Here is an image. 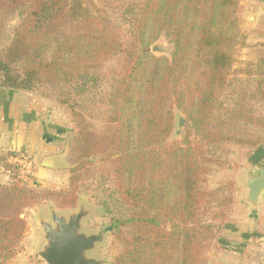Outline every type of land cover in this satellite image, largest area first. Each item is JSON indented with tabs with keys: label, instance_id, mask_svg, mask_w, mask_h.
<instances>
[{
	"label": "trees",
	"instance_id": "trees-1",
	"mask_svg": "<svg viewBox=\"0 0 264 264\" xmlns=\"http://www.w3.org/2000/svg\"><path fill=\"white\" fill-rule=\"evenodd\" d=\"M240 1L128 0L118 23L94 0H0V20L22 13L0 51V89L61 85L116 58L100 128L64 93L78 130L71 147L77 163L68 188L47 194L70 208L79 182L112 180L114 191L102 200L113 237L109 264H208L220 248L235 203L233 181L210 186L226 163L220 151L264 144V136L247 132L264 118L229 102ZM162 35L172 43L170 57L152 52ZM250 76L264 99V67ZM175 108L188 120L181 140L171 139ZM41 200L27 184L0 183V264L16 255L27 227L22 214Z\"/></svg>",
	"mask_w": 264,
	"mask_h": 264
},
{
	"label": "rangeland",
	"instance_id": "rangeland-1",
	"mask_svg": "<svg viewBox=\"0 0 264 264\" xmlns=\"http://www.w3.org/2000/svg\"><path fill=\"white\" fill-rule=\"evenodd\" d=\"M94 1L96 6L106 14V17L108 16L109 19L114 18L118 23L122 19L121 17L125 12L128 2V0ZM238 15L240 19L241 37L239 43L236 45L234 71L230 77L231 83L233 84L231 85L232 93L230 92L231 100L229 102L233 104H243L246 111H251V113L259 115L260 118H264V99L256 93L255 81L250 76L251 73L252 75H256V71L264 67V0H241ZM21 19L22 13L20 10H17L0 20V51L11 42L15 29L19 25ZM151 49L157 56L170 57L172 43L166 36L162 35L152 44ZM115 59L116 58H111L104 64V67L95 74H90L77 80L69 79L67 82H63L61 85L57 86L40 85L33 90L36 95L46 100L47 105L53 111L51 119L59 123V125L65 129L61 134L62 140L58 151H60L64 158L61 166L64 172H66L67 177L63 181L49 182L47 184L39 183L35 186L29 185L41 193L42 200L34 207L27 208L22 214L27 221L25 236L20 245L16 248V255L6 264H12L15 259H18L20 264H24L26 262L24 255H29L31 258L35 259L37 263H45L42 259L35 256V252L38 251L42 245V227L38 223L39 217L44 216L50 221V210L52 208L57 209L61 213L68 214L72 211L79 210L80 207L90 209L89 214L83 221L84 231L87 233H99L100 241L97 243L93 255L101 259L103 264L111 263L113 237L107 229L109 216L104 211L102 200L105 197V192L108 194L113 193L112 180L108 176L99 175L95 177L91 176L87 183L79 182L82 191L75 205L70 208L57 207L54 200H52L53 197L50 199L47 194L49 191L63 192L68 188L71 177L70 170L77 163L72 158L71 147L78 130L76 122L71 116L69 107L62 102L64 93L70 94L65 97L70 101V104L76 105V107L84 113L88 121L100 128L102 125L100 113L103 111L101 100L111 89V68L115 64ZM245 89L246 91H244ZM187 124L188 120L186 114L178 108H175V125L171 139L181 140ZM247 132H254L255 134L264 136V124L262 126L251 125ZM221 152L226 163L223 164V168L221 167L220 171L210 175V186L215 187L218 182L233 181L235 185L233 193L235 205L246 197V188L243 182L246 181L249 175L256 174V164L251 163V158L249 157L253 153L257 154L256 157L259 156L258 159H256L258 160L257 162L264 163V144L259 150L253 147L229 144L222 148L220 153ZM28 155L32 159V156L30 154ZM254 156L255 155H253V157ZM95 159H97V157H90V160L94 161ZM6 164L9 170H11V168L14 170V174L7 180L8 182L4 183L23 184L21 178H17L18 172L21 171V166L13 162H8ZM34 178L35 177H32V180ZM24 184L28 185V183ZM250 210L251 214L254 213V215L257 216L255 210L252 208ZM263 210L264 208H262V211ZM235 211L240 214H245V210H242L239 206ZM227 223L232 225L236 230L232 231V229L227 226L222 229L220 232V243L218 242L220 248L213 249L208 264H264V246L261 245L264 239H260L256 234L250 237V239H244L241 233L245 231H241V227L238 226L237 221L232 220L230 217ZM263 223L264 221H260L259 231L262 232L264 231ZM245 226L246 228L249 226L248 222ZM251 227L252 229L250 231L256 233L255 227ZM239 231H241V233ZM222 239L226 240L222 242Z\"/></svg>",
	"mask_w": 264,
	"mask_h": 264
},
{
	"label": "crops",
	"instance_id": "crops-1",
	"mask_svg": "<svg viewBox=\"0 0 264 264\" xmlns=\"http://www.w3.org/2000/svg\"><path fill=\"white\" fill-rule=\"evenodd\" d=\"M49 108L46 100L33 91L0 89V183L8 182L7 180L11 178L6 172V163L10 162L13 152L20 150L30 154L35 165V178L28 185L35 186L39 183L47 184L66 179L67 174L61 166L64 158L58 151L62 140L61 134L65 129L51 119L53 111ZM254 155L250 162L264 166V163L257 162L259 156ZM47 157L53 159L54 167L43 165ZM238 206L245 210V214L235 211ZM262 208L264 194L258 212H255L257 216L251 214V207L244 200L234 205L231 218L238 222L241 231H245L242 233L239 231L244 239H250L254 234L264 239V231H259L260 221H264ZM247 222L249 226L246 228ZM250 225L255 227L256 233L250 231L252 229ZM227 227L232 231L236 230L232 225L228 224ZM225 240L222 239V242ZM261 245L264 246V240ZM24 258L26 259L24 264H45L37 263L29 255H24ZM12 264H20V261L15 259Z\"/></svg>",
	"mask_w": 264,
	"mask_h": 264
},
{
	"label": "water",
	"instance_id": "water-1",
	"mask_svg": "<svg viewBox=\"0 0 264 264\" xmlns=\"http://www.w3.org/2000/svg\"><path fill=\"white\" fill-rule=\"evenodd\" d=\"M43 165L55 166L50 157L45 158ZM255 169L256 174L249 175L243 182L246 188L244 202L258 211L264 194V166L256 164ZM89 212L90 209L80 207L64 214L52 208L50 221L40 216L38 223L42 227V245L35 256L46 264H103L93 255L100 241L99 233H87L83 229V221Z\"/></svg>",
	"mask_w": 264,
	"mask_h": 264
},
{
	"label": "built area",
	"instance_id": "built-area-1",
	"mask_svg": "<svg viewBox=\"0 0 264 264\" xmlns=\"http://www.w3.org/2000/svg\"><path fill=\"white\" fill-rule=\"evenodd\" d=\"M21 152V153H20ZM17 163L21 166V171L18 172L17 178H21L22 183H30L32 177L35 176V165L31 159V157L25 151H15L10 156V163ZM7 174L12 177L11 175L14 174V170L7 167L6 170ZM30 180V181H29Z\"/></svg>",
	"mask_w": 264,
	"mask_h": 264
},
{
	"label": "flooded vegetation",
	"instance_id": "flooded-vegetation-1",
	"mask_svg": "<svg viewBox=\"0 0 264 264\" xmlns=\"http://www.w3.org/2000/svg\"><path fill=\"white\" fill-rule=\"evenodd\" d=\"M100 238V237H99Z\"/></svg>",
	"mask_w": 264,
	"mask_h": 264
}]
</instances>
